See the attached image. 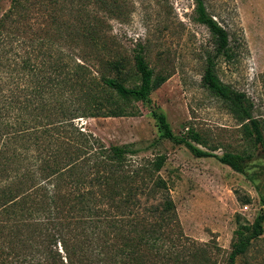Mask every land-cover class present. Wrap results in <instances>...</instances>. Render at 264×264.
Segmentation results:
<instances>
[{"label": "rangeland", "instance_id": "1", "mask_svg": "<svg viewBox=\"0 0 264 264\" xmlns=\"http://www.w3.org/2000/svg\"><path fill=\"white\" fill-rule=\"evenodd\" d=\"M206 3L230 33L231 56L217 59V74L245 94L264 138V0ZM194 7V0H2L0 95L25 99L43 78H59V70H73L78 60L97 73L124 56L133 70V57L142 51L155 76L166 77L152 97L173 131L183 135L194 129L201 137L195 144L213 156L196 157L186 146L161 138L156 120L139 101L123 102L131 111L138 108V115L78 118L76 123L107 145L133 143L130 168L165 156L159 175L175 204L174 222L163 232L165 248L192 261L181 264L200 259L226 264L264 210V144L249 138L230 105L203 84L214 39L196 21ZM139 81L133 75L126 84ZM228 151L247 158L246 173L219 160ZM140 200L143 210L161 196L140 195ZM253 242L237 264H264V234Z\"/></svg>", "mask_w": 264, "mask_h": 264}, {"label": "trees", "instance_id": "2", "mask_svg": "<svg viewBox=\"0 0 264 264\" xmlns=\"http://www.w3.org/2000/svg\"><path fill=\"white\" fill-rule=\"evenodd\" d=\"M194 1L196 21L214 39L203 84L230 105L249 138L264 144L245 94L216 71L217 59L231 56L230 33L206 0ZM133 60V70L126 57L118 56L107 63L110 69L97 73L78 60L73 70H59V78H43L25 99L0 95V264L192 262L163 244V232L175 219L174 201L159 175L166 157L147 158L130 168L133 143L107 145L76 123L78 118L138 115V108L131 111L123 102L139 101L156 120L161 138L186 146L196 157L213 156L195 144L201 137L194 129L183 135L173 131L152 97L166 77L155 76L142 51ZM133 75L140 81L128 86L126 79ZM219 160L246 173L247 158L241 153L228 151ZM158 193L161 201L142 210L140 195ZM254 228L234 245L226 264H237L264 234V210Z\"/></svg>", "mask_w": 264, "mask_h": 264}, {"label": "built area", "instance_id": "3", "mask_svg": "<svg viewBox=\"0 0 264 264\" xmlns=\"http://www.w3.org/2000/svg\"><path fill=\"white\" fill-rule=\"evenodd\" d=\"M244 208H245V209H248V208H249V205H245Z\"/></svg>", "mask_w": 264, "mask_h": 264}]
</instances>
